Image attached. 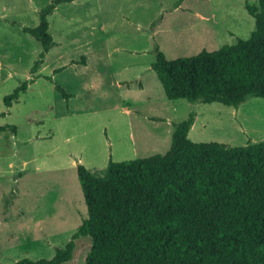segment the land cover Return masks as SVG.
Instances as JSON below:
<instances>
[{
	"label": "rangeland",
	"instance_id": "374dc122",
	"mask_svg": "<svg viewBox=\"0 0 264 264\" xmlns=\"http://www.w3.org/2000/svg\"><path fill=\"white\" fill-rule=\"evenodd\" d=\"M51 1L0 0V127H15L0 132L1 264L49 260L70 240L87 217L78 164L101 175L109 161L163 155L191 113L192 142H264V99L237 109L171 101L150 68L155 47L175 60L246 40L254 20L244 5L257 0H183L177 9L178 0H75L48 18L54 46L32 75L42 48L22 29L36 27ZM35 76L6 108L4 97ZM89 247L78 242L67 264H84Z\"/></svg>",
	"mask_w": 264,
	"mask_h": 264
},
{
	"label": "trees",
	"instance_id": "16d2710c",
	"mask_svg": "<svg viewBox=\"0 0 264 264\" xmlns=\"http://www.w3.org/2000/svg\"><path fill=\"white\" fill-rule=\"evenodd\" d=\"M73 1L52 0L40 10L36 27L22 29L42 48L32 75L54 46L48 18ZM244 9L254 20L246 40L175 60L155 47L150 68L168 100L237 109L250 98L264 99V0ZM36 78L5 96L4 106L10 108ZM54 89L67 102L72 97L57 84ZM194 118L191 113L174 125L163 155L109 161L101 175L78 164L87 217L53 258L13 264L70 263L83 240L90 242L84 264H264V142L244 147L192 142ZM6 131L14 133L15 127H0Z\"/></svg>",
	"mask_w": 264,
	"mask_h": 264
},
{
	"label": "crops",
	"instance_id": "0c3cea01",
	"mask_svg": "<svg viewBox=\"0 0 264 264\" xmlns=\"http://www.w3.org/2000/svg\"><path fill=\"white\" fill-rule=\"evenodd\" d=\"M141 86H142L141 91H143L144 87H143V85H142V82H141Z\"/></svg>",
	"mask_w": 264,
	"mask_h": 264
}]
</instances>
